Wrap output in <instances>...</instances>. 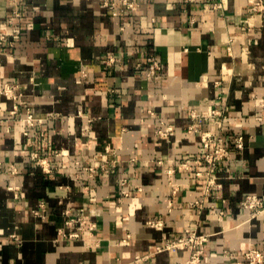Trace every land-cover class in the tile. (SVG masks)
Here are the masks:
<instances>
[{"label":"crops","instance_id":"0c3cea01","mask_svg":"<svg viewBox=\"0 0 264 264\" xmlns=\"http://www.w3.org/2000/svg\"><path fill=\"white\" fill-rule=\"evenodd\" d=\"M251 5L0 0V80L20 93L0 96V264H187L165 246L186 227L209 235L198 264L264 251V204L241 205L264 202V17ZM204 131L230 149L210 175ZM77 215L94 227L66 222Z\"/></svg>","mask_w":264,"mask_h":264},{"label":"built area","instance_id":"2783aa9c","mask_svg":"<svg viewBox=\"0 0 264 264\" xmlns=\"http://www.w3.org/2000/svg\"><path fill=\"white\" fill-rule=\"evenodd\" d=\"M107 3V0H105ZM126 3V1H123ZM131 5V3H127ZM252 10L260 12L264 17V6L262 0H252L251 5ZM5 39V33L0 31V44ZM112 58L108 57V61ZM148 61V75L152 76L155 74L156 70L159 68L158 61L152 57H147ZM20 93L16 91V85L9 83L7 81L0 80V96L11 98L16 100L19 98ZM16 112V105L11 111V113ZM25 124L29 127H32L38 122V119L33 115L31 111H26L24 117L22 118ZM189 132H196L197 127L190 123L187 127ZM172 132V127L170 125H165L157 129L158 135H167ZM200 142L204 151L202 154L197 157V160L205 162L208 166L206 174L210 175L217 167V164L220 160H223L230 155V149L226 143H224L218 135H214L209 131L200 132ZM241 137L236 138V145L241 146ZM32 158H35L37 163H41V159L38 157L35 151L31 153ZM182 167H188V160L185 159L181 163ZM197 173V172H196ZM209 182H213L212 176L208 178ZM264 202L255 194H247L241 200V205L246 208L256 207L263 205ZM69 224L78 223L81 225H86L89 229L94 227V222L89 221L84 215H77L75 217H70L66 220ZM155 224V223H154ZM77 232H71L69 236H76ZM209 238L208 233H199L195 228L186 227L183 231L174 239L170 240L165 244L166 247H178L185 248L188 250V256L186 259L187 264H198L200 261L202 247L204 243ZM231 264H264V251L254 244H250L247 248L240 253L239 257L235 259Z\"/></svg>","mask_w":264,"mask_h":264}]
</instances>
